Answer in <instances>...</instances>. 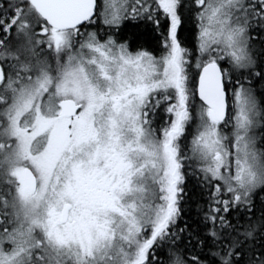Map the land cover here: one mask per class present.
Wrapping results in <instances>:
<instances>
[{"label": "snow or ice", "instance_id": "6c2138e0", "mask_svg": "<svg viewBox=\"0 0 264 264\" xmlns=\"http://www.w3.org/2000/svg\"><path fill=\"white\" fill-rule=\"evenodd\" d=\"M0 264H264V0H0Z\"/></svg>", "mask_w": 264, "mask_h": 264}, {"label": "trees", "instance_id": "16d2710c", "mask_svg": "<svg viewBox=\"0 0 264 264\" xmlns=\"http://www.w3.org/2000/svg\"><path fill=\"white\" fill-rule=\"evenodd\" d=\"M133 32L143 34L140 38L141 43L144 44V47L149 50H153L152 45L154 41L151 38V35L145 31V26L143 23L139 24V27L133 25V23L128 22L123 28L124 36L131 35ZM158 55V52H154ZM259 134V132H258ZM185 190L187 195L185 196L186 203L182 204L181 217L178 219L177 224L179 227L183 228L185 221H187L193 228L199 223V217L201 213L198 211L197 205H203L205 200L201 198V190L198 186V180L196 176L186 177V186ZM259 203V201H257ZM186 235V233H185Z\"/></svg>", "mask_w": 264, "mask_h": 264}, {"label": "rangeland", "instance_id": "374dc122", "mask_svg": "<svg viewBox=\"0 0 264 264\" xmlns=\"http://www.w3.org/2000/svg\"><path fill=\"white\" fill-rule=\"evenodd\" d=\"M258 134V133H257ZM259 135V134H258Z\"/></svg>", "mask_w": 264, "mask_h": 264}]
</instances>
